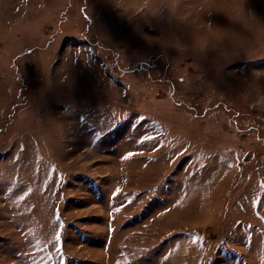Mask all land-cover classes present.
Instances as JSON below:
<instances>
[{
  "label": "rangeland",
  "instance_id": "374dc122",
  "mask_svg": "<svg viewBox=\"0 0 264 264\" xmlns=\"http://www.w3.org/2000/svg\"><path fill=\"white\" fill-rule=\"evenodd\" d=\"M0 264H264V0H0Z\"/></svg>",
  "mask_w": 264,
  "mask_h": 264
},
{
  "label": "crops",
  "instance_id": "0c3cea01",
  "mask_svg": "<svg viewBox=\"0 0 264 264\" xmlns=\"http://www.w3.org/2000/svg\"><path fill=\"white\" fill-rule=\"evenodd\" d=\"M249 153V152H248Z\"/></svg>",
  "mask_w": 264,
  "mask_h": 264
}]
</instances>
